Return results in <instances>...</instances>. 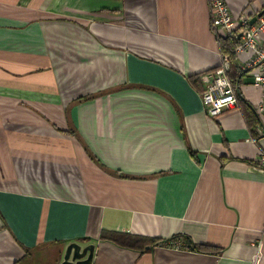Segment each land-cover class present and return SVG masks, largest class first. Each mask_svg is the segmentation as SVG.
Wrapping results in <instances>:
<instances>
[{"label":"crops","instance_id":"obj_1","mask_svg":"<svg viewBox=\"0 0 264 264\" xmlns=\"http://www.w3.org/2000/svg\"><path fill=\"white\" fill-rule=\"evenodd\" d=\"M210 1L0 0V264H60L70 242L92 264H264L260 88L241 68L211 116L191 82L222 59Z\"/></svg>","mask_w":264,"mask_h":264},{"label":"built area","instance_id":"obj_2","mask_svg":"<svg viewBox=\"0 0 264 264\" xmlns=\"http://www.w3.org/2000/svg\"><path fill=\"white\" fill-rule=\"evenodd\" d=\"M210 13L218 38L235 35L239 37L241 34L240 42L235 49L236 54L251 52V56L244 60L241 68L249 71L252 83L260 88V99L255 105V110L264 115V13L250 24V15L246 13L233 15L225 0H211ZM221 55L220 65L207 74L209 79L201 93L206 110L211 116H218L225 109L233 108L238 101L237 88L227 73L230 68L229 58L222 53ZM255 167L264 171V150Z\"/></svg>","mask_w":264,"mask_h":264},{"label":"trees","instance_id":"obj_3","mask_svg":"<svg viewBox=\"0 0 264 264\" xmlns=\"http://www.w3.org/2000/svg\"><path fill=\"white\" fill-rule=\"evenodd\" d=\"M219 40V47L220 51L223 55H226L229 58L230 61V68L228 69L227 73L229 75V78L233 85L237 88L238 85V79L240 78V75L242 74L241 71V66L239 64V61L237 59V54L235 52V49L237 45L240 42V38L235 35V36H228L226 38H218ZM192 84L198 88L200 91L204 90L205 88L202 86V82L200 79V76L192 77L191 78ZM250 121V120H249ZM252 125V122H249ZM69 133L72 135H75L76 132L73 128H69L67 130ZM194 155V152H192ZM112 237H111V236ZM102 239H112L113 241L125 246V247H130L131 244L132 248L134 249H139V251L145 250L147 247L149 248H154L155 246H170V247H189L191 249H196V250H203L205 247L202 245H196V244H191L189 241L188 244L185 246L182 243L183 236L181 235H174L170 238H136L137 240L131 241L133 237L131 235H127L124 233H106L104 232L101 235Z\"/></svg>","mask_w":264,"mask_h":264},{"label":"water","instance_id":"obj_4","mask_svg":"<svg viewBox=\"0 0 264 264\" xmlns=\"http://www.w3.org/2000/svg\"><path fill=\"white\" fill-rule=\"evenodd\" d=\"M264 13L262 8L257 14L250 19V24H253L259 16ZM241 34H239V37ZM95 245H82L79 242H70L64 251L63 260L60 264H92L94 258Z\"/></svg>","mask_w":264,"mask_h":264}]
</instances>
